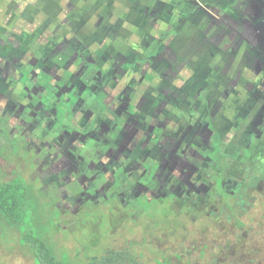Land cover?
Segmentation results:
<instances>
[{
  "label": "rangeland",
  "instance_id": "rangeland-1",
  "mask_svg": "<svg viewBox=\"0 0 264 264\" xmlns=\"http://www.w3.org/2000/svg\"><path fill=\"white\" fill-rule=\"evenodd\" d=\"M234 15L233 0H0V91L11 89V82L18 79L14 95L25 96V87H33L28 78L34 79L36 72L18 68L28 62L35 69L53 71L54 78L67 69L78 75L88 65L87 76L102 72L106 83L114 65L127 63L125 71L153 75L152 81L137 86L130 101L141 105L147 122L159 110L160 120L169 115L165 123L168 135L185 132L191 141L197 127L210 123L225 140L236 128L232 117L244 115L250 103L246 87L258 79L252 75V61L263 58L248 50L245 41L229 38ZM155 48L164 57H148ZM173 64H181V75L174 80L165 78L166 68ZM36 78L35 83L41 84L38 75ZM136 79L140 78L123 77L119 85ZM237 105L241 111L235 110ZM232 140L242 141L241 134ZM225 142L221 153L226 168L222 171L215 164L218 155L211 149L212 142L200 150L204 159L199 171L206 185L219 172L225 182L248 173L246 165L233 169V162L242 163L244 157L231 159L245 143L236 147V142ZM8 145L0 156L14 168L10 164L0 167V184L24 182L29 197L39 202L37 213L45 222V239L59 253L65 250L71 258L82 253L83 258L132 243L130 248L141 254L142 264H264V198L260 196L241 218L251 228L246 235L245 229H236L225 220L220 221L222 229L208 218L186 223L174 214L171 204L164 208L157 201L142 204L147 213L134 222L133 213L109 202L104 206L87 203L78 218L69 219L70 215L61 214L68 203L62 201V189L44 187L53 190L47 197L38 185L25 182L23 179H29L28 153L19 150L14 141L9 140ZM158 153V144L144 151L149 157ZM215 183L220 185L218 180ZM220 196L228 206L227 197ZM29 216L18 226L0 224V264H33L29 248L21 242ZM183 223L189 234L181 228Z\"/></svg>",
  "mask_w": 264,
  "mask_h": 264
},
{
  "label": "flooded vegetation",
  "instance_id": "flooded-vegetation-1",
  "mask_svg": "<svg viewBox=\"0 0 264 264\" xmlns=\"http://www.w3.org/2000/svg\"><path fill=\"white\" fill-rule=\"evenodd\" d=\"M240 1L233 0L235 15L229 38L245 41L248 50L263 58L252 61L251 72L258 79L246 87L250 103L244 115L232 117L236 128L225 140L210 123L197 127L191 141L185 132L168 135L165 123L169 115L164 114L165 119L160 120L159 110L147 122L141 105H131L130 101L137 86L147 81L144 75L151 74L148 71H125L127 63L120 62L112 67L106 83L102 72L88 77V65L78 75L67 69L54 78L53 71L35 69L34 63L28 62L18 68L36 72L34 79L28 78L33 87H25V96L14 95V85L20 84L18 79L11 82V89L0 91V152L7 150L9 140L19 150H25L29 179L23 180L38 185L47 197L54 189H62V201L68 203L61 214L70 215L69 219L78 218L87 203L104 206L109 202L130 213L134 208H143L144 203L157 201L161 207L180 210L184 222L195 224L202 218L200 208L205 198L220 201V190L236 196L244 181L249 191L260 181L262 186L258 189L264 191V0H244L239 8ZM35 75L41 84L35 83ZM132 75L140 79L119 85L123 77L129 79ZM238 107L236 111L240 110ZM240 134L242 141L235 140V145L243 142L245 146L231 159H245L242 163L233 162V169L246 165L248 173L240 179L220 181L218 186L215 180L222 176L219 172L213 183L206 185L199 171L204 159L200 150L212 142L211 149L223 156L225 141L234 142L232 139ZM155 144L159 146L156 157L144 154ZM9 164L12 165L0 156V167ZM219 168L222 171L226 167ZM49 185L53 190H45ZM183 230L189 234L186 226Z\"/></svg>",
  "mask_w": 264,
  "mask_h": 264
},
{
  "label": "trees",
  "instance_id": "trees-1",
  "mask_svg": "<svg viewBox=\"0 0 264 264\" xmlns=\"http://www.w3.org/2000/svg\"><path fill=\"white\" fill-rule=\"evenodd\" d=\"M156 50L157 49L155 48L153 53L148 54V57L155 55L157 58L164 57L162 54H157ZM125 66H128V64H125ZM181 69V64L169 65L166 68L165 78L170 77L172 80L178 79L182 72ZM144 77L148 81L153 80V75L147 72ZM214 138L217 142V134H214ZM222 161L224 162V156L218 155L215 162L221 167H225V164L222 163ZM217 180L219 182L224 181L222 176ZM25 186L24 182L21 184H14L11 182H3L0 184V224L6 223L11 226L21 225L22 222L24 223L23 220L26 218L27 214L29 216L30 213L28 218L30 224L26 225L27 229L24 228L25 230L21 235V242L22 245L29 248L33 264H142L140 262L141 254H135L130 248V244L132 243L125 245L122 248L107 249L101 254L90 256L85 255L83 258L80 257L82 253H78L72 258L65 253V250H63V253H59L51 242L45 239V222L41 221V214L39 215L37 213L39 202L36 198H33L32 195L29 197V191L26 190ZM261 186L260 181H257L255 188L252 191H249L246 189V181H244L242 189L236 196H232L223 190H220V194L227 197L230 204L227 206V204L224 203L225 201L222 200V197L220 201L214 202L211 199L205 198L206 201L202 203V207L200 208L201 217L213 221L217 224L219 229L224 227L223 225L221 226L220 220H225L231 223L236 229H245L244 235H246V232L248 233L251 228L250 226L249 228H246L241 218L249 213L254 207L259 196L264 198V191L258 189ZM34 199L35 201H33ZM211 202L213 203L211 204ZM210 205L213 207L211 208ZM214 208H217L218 210ZM145 209L137 207L130 212V214L133 213L131 214L133 222L136 221L141 214H145ZM173 212L180 217L182 216L180 210L176 208ZM190 215L194 216L193 213H190ZM185 225L181 226V228L183 229ZM258 226H260V224H257V227ZM261 236H264V231ZM259 238L260 237H258V239ZM257 249L259 250V248ZM258 250H256V252Z\"/></svg>",
  "mask_w": 264,
  "mask_h": 264
}]
</instances>
